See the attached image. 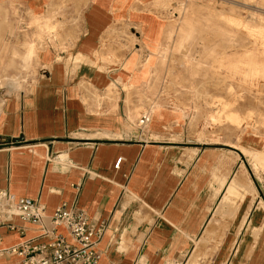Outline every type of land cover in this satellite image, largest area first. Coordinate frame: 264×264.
I'll return each instance as SVG.
<instances>
[{
	"label": "crops",
	"instance_id": "1",
	"mask_svg": "<svg viewBox=\"0 0 264 264\" xmlns=\"http://www.w3.org/2000/svg\"><path fill=\"white\" fill-rule=\"evenodd\" d=\"M122 1L73 0L84 7L61 33L63 48L36 57L21 87H0V189L47 214L66 202L103 222L98 264H187L197 244L198 264H264L263 205L244 214L239 206L210 254L223 191L212 178L210 145L190 140L171 114L151 120L142 102L128 108L150 79L139 74L149 46L133 25L142 14L160 17L139 7L153 0ZM8 3L42 18L60 11V0H0V14ZM4 50L0 44V57ZM2 58L0 83H18ZM37 234L32 226L23 236L2 232L0 250ZM0 264L19 258L0 252Z\"/></svg>",
	"mask_w": 264,
	"mask_h": 264
},
{
	"label": "rangeland",
	"instance_id": "2",
	"mask_svg": "<svg viewBox=\"0 0 264 264\" xmlns=\"http://www.w3.org/2000/svg\"><path fill=\"white\" fill-rule=\"evenodd\" d=\"M68 6L70 14L62 11ZM59 7L48 18L14 3L2 10L0 44L5 50L0 64L5 54V75L18 83L3 80L0 87H21L36 72V57L51 46L63 48L68 36L61 33L79 21L84 4L60 0ZM139 7L154 11L160 20L142 14L139 26L133 25L149 46L139 74L150 79L139 88L144 98L135 94L127 99L128 108L142 102L148 119L171 114L176 123L183 121L190 140L210 145L212 178L217 186L226 181L221 196L227 181L233 182L225 200L220 196L217 201L211 254L238 217V210L230 216L227 212L233 199L243 208L241 214L257 201L264 208V0H153ZM199 258L197 244L187 264H198Z\"/></svg>",
	"mask_w": 264,
	"mask_h": 264
},
{
	"label": "built area",
	"instance_id": "3",
	"mask_svg": "<svg viewBox=\"0 0 264 264\" xmlns=\"http://www.w3.org/2000/svg\"><path fill=\"white\" fill-rule=\"evenodd\" d=\"M30 226L37 229V236L0 252L18 256L19 264H98L103 222L92 224L84 209L66 202L47 214L42 204L0 189V240L2 232L23 236Z\"/></svg>",
	"mask_w": 264,
	"mask_h": 264
},
{
	"label": "bare ground",
	"instance_id": "4",
	"mask_svg": "<svg viewBox=\"0 0 264 264\" xmlns=\"http://www.w3.org/2000/svg\"><path fill=\"white\" fill-rule=\"evenodd\" d=\"M232 3V2H231ZM234 4H235V2H233ZM166 5V4H165ZM235 5H237V3L235 4ZM239 5V4H238ZM230 6V5H229ZM232 6V5H231ZM249 7V6H248ZM231 8V7H230ZM251 9V8H250ZM249 12H251V11H249ZM258 15V14H257ZM259 17V16H258ZM191 21V20H190ZM184 22H186V21H184ZM244 22V21H243ZM183 23V22H182ZM239 23H240V21H239ZM183 24H185V23H183ZM239 25V24H238ZM253 25V24H252ZM184 26V25H183ZM191 26H193V25H191ZM244 26V25H243ZM242 26V27H243ZM247 26V25H246ZM182 27V26H181ZM189 28H190V26H188ZM238 27V26H237ZM241 27V26H240ZM187 28V27H186ZM247 28V27H246ZM181 29V28H180ZM192 29V28H191ZM249 29V28H248ZM188 30V29H187ZM262 30V29H261ZM192 32H193V30H191ZM188 32H189V30H188ZM168 33V32H167ZM183 33V32H182ZM195 33V32H194ZM186 34V33H185ZM182 35V34H181ZM192 36V35H191ZM181 39V38H180ZM183 39V38H182ZM190 39V38H189ZM188 39V40H189ZM187 40V41H188ZM185 41V40H184ZM252 42V41H251ZM179 43V42H178ZM179 46V45H178ZM177 46V47H178ZM163 48V47H162ZM163 49H165V47L163 48ZM179 49V48H178ZM183 49H185V48H183ZM166 50H167V48H166ZM155 51V50H154ZM163 51V50H162ZM161 51V52H162ZM165 51V50H164ZM157 52V51H156ZM159 52V51H158ZM190 51H188V53H189ZM164 53V52H163ZM169 53V52H168ZM167 53V54H168ZM184 53H185V51H184ZM156 54V53H155ZM186 54V53H185ZM182 55V54H181ZM159 56V55H158ZM162 56V55H161ZM189 56V54L186 56V57H188ZM161 58V57H160ZM166 58V57H165ZM193 58V57H192ZM163 59V58H162ZM183 60V59H182ZM182 62V61H181ZM203 62V61H202ZM153 88V87H152ZM264 151V150H263ZM262 154H264V153H262ZM258 158V159H257ZM257 160H259V161H261L260 159L262 158V155H261V153L260 152H258V154H257ZM256 160V161H257ZM258 162V161H257ZM262 162L263 161H261V164H262ZM260 163V162H259ZM264 166V165H263ZM225 182L226 181H223V182H221L219 185H218V187H217V190H216V192L223 186V185H225ZM232 185H233V182L232 181H227V183H226V189H224V194L221 196V201L222 200H225V196L229 193V191H230V189H231V187H232ZM246 190V189H245ZM245 190H243L242 192H241V194L239 195V197L240 198H243L244 196H245ZM238 198V197H237ZM239 199V198H238ZM241 199H239V201H240ZM238 201H236V198L235 199H233L232 201H231V203L229 204V207H228V209H227V212L229 213V216L230 215H233V214H235L236 212H237V210H238V208H239V204L237 203ZM245 217H243V219H244Z\"/></svg>",
	"mask_w": 264,
	"mask_h": 264
}]
</instances>
